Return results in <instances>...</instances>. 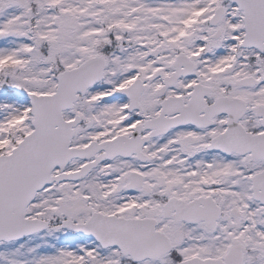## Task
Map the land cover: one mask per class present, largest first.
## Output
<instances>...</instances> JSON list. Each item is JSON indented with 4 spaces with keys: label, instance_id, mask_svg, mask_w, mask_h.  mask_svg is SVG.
Returning a JSON list of instances; mask_svg holds the SVG:
<instances>
[{
    "label": "snow or ice",
    "instance_id": "obj_1",
    "mask_svg": "<svg viewBox=\"0 0 264 264\" xmlns=\"http://www.w3.org/2000/svg\"><path fill=\"white\" fill-rule=\"evenodd\" d=\"M0 264H264V0H0Z\"/></svg>",
    "mask_w": 264,
    "mask_h": 264
}]
</instances>
